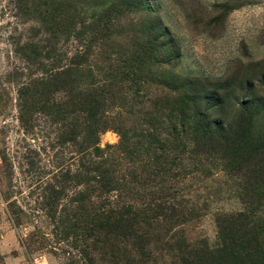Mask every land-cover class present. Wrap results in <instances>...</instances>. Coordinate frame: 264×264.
<instances>
[{
    "label": "rangeland",
    "instance_id": "obj_1",
    "mask_svg": "<svg viewBox=\"0 0 264 264\" xmlns=\"http://www.w3.org/2000/svg\"><path fill=\"white\" fill-rule=\"evenodd\" d=\"M240 212L264 221V0H0L2 264H183Z\"/></svg>",
    "mask_w": 264,
    "mask_h": 264
},
{
    "label": "trees",
    "instance_id": "obj_2",
    "mask_svg": "<svg viewBox=\"0 0 264 264\" xmlns=\"http://www.w3.org/2000/svg\"><path fill=\"white\" fill-rule=\"evenodd\" d=\"M72 70L71 67H67L62 72L52 74V81L56 79L63 84V87L70 89L69 93L77 101L79 108L85 112L88 123L92 124L98 109L99 100L92 99L89 96L90 92H84L86 94L82 96L81 89L78 88V80L72 78L74 74ZM57 76L59 77L57 78ZM61 77L64 78L61 79ZM74 91L76 93H73ZM87 127L89 128L90 124ZM138 211L142 213L143 218H155L171 214L173 206L164 202L152 203L145 205ZM131 212L132 210H130ZM251 216L250 213L243 212L237 213L235 216H229L227 218L228 222L231 224L238 223L243 225V228L241 229V234L232 235L233 237L226 239V241L222 239L220 246L208 247L204 243L199 248L191 243L180 245L179 256L181 262L183 264H264V221L257 223L256 219H251ZM248 218H250V221H248L250 224L247 222ZM130 219L132 218L117 216L114 222L117 226H127ZM248 224L250 225L249 227L247 226ZM128 229L129 227L126 230ZM0 263L2 264V259H0Z\"/></svg>",
    "mask_w": 264,
    "mask_h": 264
}]
</instances>
